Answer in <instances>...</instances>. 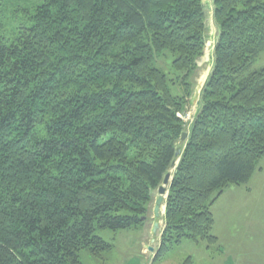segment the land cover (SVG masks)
Listing matches in <instances>:
<instances>
[{"label":"trees","instance_id":"16d2710c","mask_svg":"<svg viewBox=\"0 0 264 264\" xmlns=\"http://www.w3.org/2000/svg\"><path fill=\"white\" fill-rule=\"evenodd\" d=\"M212 5L189 131L204 0H44L10 32L0 21V264L104 258L98 231L145 229L170 171L155 261L185 240L218 245L212 206L264 161V0ZM165 51L172 77L155 65Z\"/></svg>","mask_w":264,"mask_h":264},{"label":"rangeland","instance_id":"374dc122","mask_svg":"<svg viewBox=\"0 0 264 264\" xmlns=\"http://www.w3.org/2000/svg\"><path fill=\"white\" fill-rule=\"evenodd\" d=\"M43 1L2 0L0 21L5 24L6 32L23 24L26 11L32 12ZM204 2L209 7V37L206 53L198 62L200 71L194 94L189 100L187 112L181 115L187 123L188 131L200 108L201 92L213 69L214 43L218 35L212 0ZM174 59L171 52L165 51L156 59V68L172 77ZM254 69H264V54ZM233 187L237 188L236 191H225L212 206L215 218L213 232L219 240L218 245L209 247L206 242L197 244L185 240L180 246H175L162 261H155L165 224L164 215L155 218L154 203L150 212L151 220L145 230L98 231V235L113 244L114 249L102 259H96L89 252L83 251L80 254L81 260L84 264H264V161L259 163L248 184L232 186L230 189ZM156 223L160 226L154 233ZM148 247L153 248L154 252H150Z\"/></svg>","mask_w":264,"mask_h":264},{"label":"water","instance_id":"95a60500","mask_svg":"<svg viewBox=\"0 0 264 264\" xmlns=\"http://www.w3.org/2000/svg\"><path fill=\"white\" fill-rule=\"evenodd\" d=\"M188 137H189V134L184 133L182 138H181V141L185 142L188 139ZM181 155H182V149L179 148L177 153H176V156H177V158H179ZM178 162H179V160H175L172 163V167L175 168L177 166ZM172 173H173V171H170L166 175L162 186L158 189V197L155 201V207H154V215H155L156 219L160 218L161 216H163L165 214L166 201H167V198L169 195V188H170L171 183L173 181ZM159 226H160L159 223L155 224L154 233L157 232ZM149 250H150V252H154L153 248H150Z\"/></svg>","mask_w":264,"mask_h":264},{"label":"crops","instance_id":"0c3cea01","mask_svg":"<svg viewBox=\"0 0 264 264\" xmlns=\"http://www.w3.org/2000/svg\"><path fill=\"white\" fill-rule=\"evenodd\" d=\"M235 187H236V186H235ZM230 188H231V187H230ZM230 188H229V190H228V189L226 190L227 193H232V192L236 191V189H237V188H234V187H233L234 189H230ZM143 230H145V229H143ZM143 230H142V231H143ZM148 249H150V247H148Z\"/></svg>","mask_w":264,"mask_h":264},{"label":"bare ground","instance_id":"6f19581e","mask_svg":"<svg viewBox=\"0 0 264 264\" xmlns=\"http://www.w3.org/2000/svg\"><path fill=\"white\" fill-rule=\"evenodd\" d=\"M209 46V45H208ZM209 48V47H208ZM205 76V75H204ZM202 81V80H201Z\"/></svg>","mask_w":264,"mask_h":264}]
</instances>
